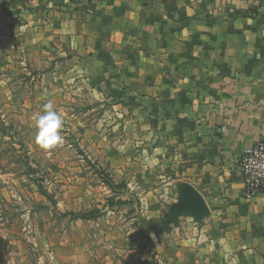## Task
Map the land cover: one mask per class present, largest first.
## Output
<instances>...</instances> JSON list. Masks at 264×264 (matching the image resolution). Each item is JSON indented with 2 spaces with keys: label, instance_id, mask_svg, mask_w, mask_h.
Listing matches in <instances>:
<instances>
[{
  "label": "crops",
  "instance_id": "0c3cea01",
  "mask_svg": "<svg viewBox=\"0 0 264 264\" xmlns=\"http://www.w3.org/2000/svg\"><path fill=\"white\" fill-rule=\"evenodd\" d=\"M1 3L33 45L81 56L146 218L171 225L161 264H264V192L245 197L237 164L264 136V0Z\"/></svg>",
  "mask_w": 264,
  "mask_h": 264
},
{
  "label": "rangeland",
  "instance_id": "374dc122",
  "mask_svg": "<svg viewBox=\"0 0 264 264\" xmlns=\"http://www.w3.org/2000/svg\"><path fill=\"white\" fill-rule=\"evenodd\" d=\"M2 5L0 264H161L154 238L171 225L146 218L128 171L132 142L83 77L81 56L33 45ZM48 102L64 143L44 151L32 116Z\"/></svg>",
  "mask_w": 264,
  "mask_h": 264
},
{
  "label": "built area",
  "instance_id": "2783aa9c",
  "mask_svg": "<svg viewBox=\"0 0 264 264\" xmlns=\"http://www.w3.org/2000/svg\"><path fill=\"white\" fill-rule=\"evenodd\" d=\"M237 164L245 197L264 192V136L243 150Z\"/></svg>",
  "mask_w": 264,
  "mask_h": 264
},
{
  "label": "clouds",
  "instance_id": "9594fccd",
  "mask_svg": "<svg viewBox=\"0 0 264 264\" xmlns=\"http://www.w3.org/2000/svg\"><path fill=\"white\" fill-rule=\"evenodd\" d=\"M35 129L34 142L44 151L54 150L63 145L62 130L65 121L51 102L44 105L42 112L32 116Z\"/></svg>",
  "mask_w": 264,
  "mask_h": 264
},
{
  "label": "water",
  "instance_id": "95a60500",
  "mask_svg": "<svg viewBox=\"0 0 264 264\" xmlns=\"http://www.w3.org/2000/svg\"><path fill=\"white\" fill-rule=\"evenodd\" d=\"M163 227H165V224L163 225ZM163 227H161V228H163Z\"/></svg>",
  "mask_w": 264,
  "mask_h": 264
}]
</instances>
